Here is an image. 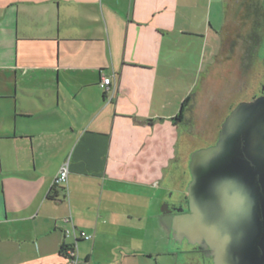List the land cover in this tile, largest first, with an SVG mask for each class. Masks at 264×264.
<instances>
[{
    "label": "crops",
    "instance_id": "crops-1",
    "mask_svg": "<svg viewBox=\"0 0 264 264\" xmlns=\"http://www.w3.org/2000/svg\"><path fill=\"white\" fill-rule=\"evenodd\" d=\"M227 4L0 0V264H70L71 245L76 264H211L167 232L181 197L167 180ZM65 163L67 190L53 186ZM68 216L92 239H65Z\"/></svg>",
    "mask_w": 264,
    "mask_h": 264
},
{
    "label": "water",
    "instance_id": "water-1",
    "mask_svg": "<svg viewBox=\"0 0 264 264\" xmlns=\"http://www.w3.org/2000/svg\"><path fill=\"white\" fill-rule=\"evenodd\" d=\"M188 171V210L166 217L172 239L207 249L212 264H264V94L229 113Z\"/></svg>",
    "mask_w": 264,
    "mask_h": 264
},
{
    "label": "rangeland",
    "instance_id": "rangeland-1",
    "mask_svg": "<svg viewBox=\"0 0 264 264\" xmlns=\"http://www.w3.org/2000/svg\"><path fill=\"white\" fill-rule=\"evenodd\" d=\"M226 10L219 55L209 62L210 44H206L201 68L190 91L193 109L184 114L179 125L177 149L186 156V162L177 164L167 180L174 187L181 182L180 194L185 205L186 187L190 181V155L213 146L229 113L238 104L249 102L263 93L264 0H228ZM192 255L201 258L199 252ZM205 261L208 263V259Z\"/></svg>",
    "mask_w": 264,
    "mask_h": 264
},
{
    "label": "built area",
    "instance_id": "built-area-1",
    "mask_svg": "<svg viewBox=\"0 0 264 264\" xmlns=\"http://www.w3.org/2000/svg\"><path fill=\"white\" fill-rule=\"evenodd\" d=\"M114 76H102L99 81V88L104 92L108 93L111 97L115 93V85L113 83ZM67 178H68V164L65 163L63 166H61L57 176L55 177L53 181V186L55 187H61L64 190H67ZM65 223H69L71 225V228L64 230V238H71L75 242L78 240V236L80 238H83L85 240L92 239L91 236L85 234L84 232H79L75 230L71 217L68 216L64 219ZM75 244V243H74ZM63 254L69 260L70 264H76L77 262V248L75 245L66 246L63 247Z\"/></svg>",
    "mask_w": 264,
    "mask_h": 264
},
{
    "label": "flooded vegetation",
    "instance_id": "flooded-vegetation-1",
    "mask_svg": "<svg viewBox=\"0 0 264 264\" xmlns=\"http://www.w3.org/2000/svg\"><path fill=\"white\" fill-rule=\"evenodd\" d=\"M262 92L263 93H261L259 96L264 94V85L262 87ZM184 206H186V209L184 208ZM170 208L173 210V212H172L173 214H176L177 210H182L183 212H187V210H188L187 199H186V205H185L183 203V199L180 197L178 202L176 204H173ZM193 248L195 251L199 252L200 255H202L203 257H206L208 260L211 261V259L208 257V250L207 249L199 248L197 246H193Z\"/></svg>",
    "mask_w": 264,
    "mask_h": 264
},
{
    "label": "trees",
    "instance_id": "trees-1",
    "mask_svg": "<svg viewBox=\"0 0 264 264\" xmlns=\"http://www.w3.org/2000/svg\"><path fill=\"white\" fill-rule=\"evenodd\" d=\"M193 109V104H192V98L191 96L185 101V104L183 105V108L181 110V113H180V116H179V119H182L184 114L186 113H191ZM63 253V249L61 251Z\"/></svg>",
    "mask_w": 264,
    "mask_h": 264
}]
</instances>
